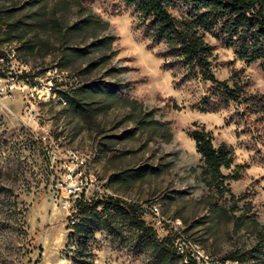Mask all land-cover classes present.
<instances>
[{
    "label": "rangeland",
    "instance_id": "rangeland-1",
    "mask_svg": "<svg viewBox=\"0 0 264 264\" xmlns=\"http://www.w3.org/2000/svg\"><path fill=\"white\" fill-rule=\"evenodd\" d=\"M118 3L0 0L7 17L0 31V77L13 66L29 80L13 100L0 97V264H147L146 256L131 255L135 231L121 212L112 215L111 232L93 217L89 255L79 256L75 204L55 187L76 169L102 200L135 206L160 239L165 230L172 237V222L213 264H238L225 261L234 252L258 256L254 232L256 225L264 228V163L245 149L248 135L236 137L235 125L227 123L235 108L216 114L193 109L209 84L190 79L174 86L178 78L145 50L130 12L112 15ZM93 17L105 25L73 27ZM104 38L113 41L98 44ZM209 43L216 79L228 80L235 69L250 91L264 94L258 63L245 66L230 50ZM54 70L67 82L56 81L53 99L29 102L30 86ZM200 128L211 133L215 147L223 142L234 148V164L248 166L240 180L229 182L234 202L217 196L199 175L190 134ZM233 214L244 215L245 223L235 225ZM243 264H264V255Z\"/></svg>",
    "mask_w": 264,
    "mask_h": 264
},
{
    "label": "trees",
    "instance_id": "trees-1",
    "mask_svg": "<svg viewBox=\"0 0 264 264\" xmlns=\"http://www.w3.org/2000/svg\"><path fill=\"white\" fill-rule=\"evenodd\" d=\"M112 10L113 16L130 12L133 28L139 31L145 50L161 60L163 72H171L174 80L178 78L174 86L190 79L209 84L193 109L202 114H216L231 106L235 108L227 123L235 125L236 137L248 135L245 149L253 152L254 157L261 156L259 161L264 163V94L250 91L247 82L235 69H231L228 80L216 79L212 69L215 48L209 43L213 40L220 48L230 50L234 59L245 66L258 63L264 76V0H119ZM6 20V15L0 11V31L7 27ZM98 22L105 25L93 17L76 22L73 27L94 26ZM111 41L113 38H104L98 44ZM3 57L0 51V59ZM103 88L113 92L109 85L105 84ZM64 99L72 102L65 94ZM73 105L75 109L87 112L81 103L74 102ZM240 124L244 129L237 131ZM190 139L199 155V175L204 184L220 198L227 195L234 202L236 199L230 193L229 182L240 180L248 166L234 164V148L223 142L215 147L211 133L202 128L192 132ZM223 170L230 172L225 175ZM97 209L100 210L97 212ZM119 212L125 214L135 231L130 249L134 258L146 256L147 264H184L173 249L172 237L158 238L140 220L135 206L112 197L104 202L77 206V222L72 233L83 240L79 256L89 255L86 248L91 239L88 224L93 217H101L102 224L111 232V217ZM232 219L237 226L245 223L244 215L233 214ZM256 227L254 239L258 249L255 251L259 255L251 256L249 251L234 252L225 261L243 264L247 259H261L264 255V228Z\"/></svg>",
    "mask_w": 264,
    "mask_h": 264
},
{
    "label": "built area",
    "instance_id": "built-area-1",
    "mask_svg": "<svg viewBox=\"0 0 264 264\" xmlns=\"http://www.w3.org/2000/svg\"><path fill=\"white\" fill-rule=\"evenodd\" d=\"M56 81L58 83H66L67 77L62 72V79H55V73L50 72L49 77H46L40 82H35L30 86L28 100H45L46 97H54V89L56 87ZM29 86V80L27 78H19L16 74L13 66L9 68V73L4 78L0 77V97H5L8 100H13L14 92L23 91L24 88ZM77 169L74 171H68L64 174L63 180L56 184L55 187L59 188L62 195L66 199H72L75 204L72 209V218H76L77 206L80 203H91L94 201L103 202L101 196L94 189H90L87 178H82L81 175L77 177ZM149 210H153L151 207ZM171 225V233L173 238V249L175 253L182 254V262L184 264H213V261L204 260V253H202L197 247L189 244V238L183 235L180 229H177V225ZM168 237V231L165 230L164 238ZM224 263V262H223ZM221 263V264H223Z\"/></svg>",
    "mask_w": 264,
    "mask_h": 264
},
{
    "label": "bare ground",
    "instance_id": "bare-ground-1",
    "mask_svg": "<svg viewBox=\"0 0 264 264\" xmlns=\"http://www.w3.org/2000/svg\"><path fill=\"white\" fill-rule=\"evenodd\" d=\"M55 73V79H62L61 77H59V74L56 72V70H54ZM53 99V97H46L45 100H51ZM66 160V159H65ZM102 188V187H101ZM103 197V196H102ZM196 245V244H195ZM202 252V251H201ZM203 253V252H202ZM178 256H180L182 258V254H178L176 253ZM204 260L209 261V258L207 256H205L204 254Z\"/></svg>",
    "mask_w": 264,
    "mask_h": 264
}]
</instances>
